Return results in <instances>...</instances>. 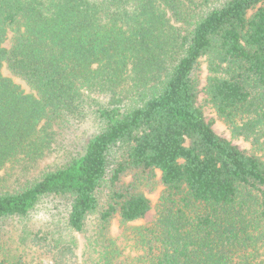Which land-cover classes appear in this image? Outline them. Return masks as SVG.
<instances>
[{
	"label": "trees",
	"instance_id": "obj_1",
	"mask_svg": "<svg viewBox=\"0 0 264 264\" xmlns=\"http://www.w3.org/2000/svg\"><path fill=\"white\" fill-rule=\"evenodd\" d=\"M204 60L209 103L264 153V0H0V172L13 160L36 167L55 127L94 118L100 129L81 156L0 192V239L48 203L75 232L98 214L105 264H264V159L206 121ZM157 172L158 217L130 235L137 254L106 246L115 219L150 211L142 190Z\"/></svg>",
	"mask_w": 264,
	"mask_h": 264
},
{
	"label": "rangeland",
	"instance_id": "obj_2",
	"mask_svg": "<svg viewBox=\"0 0 264 264\" xmlns=\"http://www.w3.org/2000/svg\"><path fill=\"white\" fill-rule=\"evenodd\" d=\"M3 74L12 79L25 93H33L29 85L15 77L6 68L3 69ZM207 77L208 66L204 60L198 82L197 104L202 109L206 121L212 124L213 130L219 136L229 140L240 150L264 159L261 146L243 137H234L229 125L219 117L215 108L209 103L205 92ZM99 130V123H95L94 118L85 128L81 129L65 127L59 130L55 127V143L51 152H47L37 166L30 170H25L26 162L13 160L8 163L0 172V192L24 185L41 172L55 169L72 157L81 156L85 151L87 141ZM156 174L158 181L156 187L142 190L150 201V211L143 219L128 226H123L118 219H115L111 223L109 235L106 236V246L109 239H115L124 249V255L135 256L137 254L130 248L135 245L130 235H135L134 237L137 238L138 231L141 228L152 226L158 217V205L163 187L159 184L161 174L159 172ZM126 182L129 183L130 178ZM97 215L91 216L83 232H75L65 226L63 208L60 206L57 209L56 204L46 203L34 210L26 219H13L6 223L0 239V255L5 256L11 262H17L21 258L26 264H62L63 259L68 260L67 264H105L103 257L105 244ZM104 232L106 235V231ZM262 236L263 228H260L256 234V242H258L259 256L264 261V238ZM64 264H66L65 261Z\"/></svg>",
	"mask_w": 264,
	"mask_h": 264
}]
</instances>
